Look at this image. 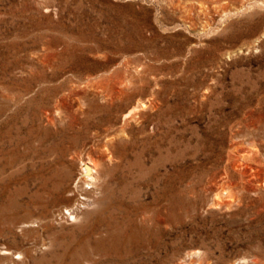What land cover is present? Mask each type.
Wrapping results in <instances>:
<instances>
[{"label": "rangeland", "instance_id": "obj_1", "mask_svg": "<svg viewBox=\"0 0 264 264\" xmlns=\"http://www.w3.org/2000/svg\"><path fill=\"white\" fill-rule=\"evenodd\" d=\"M0 264H264V0H0Z\"/></svg>", "mask_w": 264, "mask_h": 264}, {"label": "bare ground", "instance_id": "obj_2", "mask_svg": "<svg viewBox=\"0 0 264 264\" xmlns=\"http://www.w3.org/2000/svg\"><path fill=\"white\" fill-rule=\"evenodd\" d=\"M146 105L144 103H136L132 107H130V111L128 113V117H132L135 113L139 111H143L145 109ZM89 166L87 168H84L81 173L80 180L89 182L91 186V189L94 188V186H97V164L94 162H91L88 164ZM88 184V183H87ZM53 191L56 192L59 196H63L66 193V189L62 187V185H55L53 186ZM69 212L68 215L71 216L72 213H70V210H67ZM60 215V214H59Z\"/></svg>", "mask_w": 264, "mask_h": 264}]
</instances>
